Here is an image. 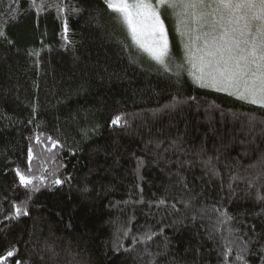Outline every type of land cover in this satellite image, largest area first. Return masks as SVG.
<instances>
[{
  "label": "trees",
  "instance_id": "trees-1",
  "mask_svg": "<svg viewBox=\"0 0 264 264\" xmlns=\"http://www.w3.org/2000/svg\"><path fill=\"white\" fill-rule=\"evenodd\" d=\"M0 31V264H264L263 106L164 71L104 0H0Z\"/></svg>",
  "mask_w": 264,
  "mask_h": 264
},
{
  "label": "snow or ice",
  "instance_id": "snow-or-ice-1",
  "mask_svg": "<svg viewBox=\"0 0 264 264\" xmlns=\"http://www.w3.org/2000/svg\"><path fill=\"white\" fill-rule=\"evenodd\" d=\"M104 2L109 9L120 14L132 39L164 71L170 70L168 34L161 18L162 13L167 10L175 20L177 32L182 37H187L186 54L194 70L191 74L201 86L231 90L239 99L264 106V0ZM0 37L6 38L3 31H0ZM122 119L121 115H117L113 117L112 124H119ZM29 152L31 154V149ZM16 173L21 184H32V179L22 174L19 169ZM54 183L60 184L61 181L57 179ZM257 199L264 201L262 196ZM14 209L16 216L28 214L24 206L14 205ZM227 219L233 218L229 216ZM225 223V220L217 221V224ZM238 232V229L228 230L229 236ZM124 234L127 235V231ZM251 239L250 237L247 243ZM238 240H243V236L236 235L235 239L228 241L229 246L236 244ZM240 251L246 252L247 248H240ZM17 252L15 247L7 250L5 255H0V262L13 258ZM239 259H243V256ZM16 264L26 262L16 261Z\"/></svg>",
  "mask_w": 264,
  "mask_h": 264
},
{
  "label": "rangeland",
  "instance_id": "rangeland-1",
  "mask_svg": "<svg viewBox=\"0 0 264 264\" xmlns=\"http://www.w3.org/2000/svg\"><path fill=\"white\" fill-rule=\"evenodd\" d=\"M170 16V15H169ZM173 19V18H172ZM173 21H175L173 19ZM127 27V26H126ZM166 28V26H165ZM128 29V28H127ZM167 30V29H166ZM129 31V30H128ZM130 33V32H129ZM131 34V33H130ZM168 34V32H167ZM132 37V36H131ZM178 41H179V51L174 55L172 54V49H171V44H170V40H169V35H168V52H169V68L177 71V72H187L188 75H190V77L192 78V80L200 87L212 90V91H216V92H220L223 94H227L230 95L232 97L238 98L236 95H233L231 93V90H221L218 87H205V86H201V83L199 81H197L195 79V77L191 74L194 70L191 67V64L188 62V56L186 54V49H185V44L187 43V37H182L179 33H178ZM136 43V42H135ZM137 44V43H136ZM138 45V44H137ZM139 46V45H138ZM142 49V48H141ZM143 50V49H142ZM144 51V50H143ZM146 52V51H145ZM147 53V52H146ZM148 54V53H147ZM149 55V54H148ZM239 99V98H238ZM242 100V99H240ZM245 101V100H243ZM248 102V101H246ZM259 105V104H256ZM261 106V105H260ZM264 107V106H263Z\"/></svg>",
  "mask_w": 264,
  "mask_h": 264
}]
</instances>
